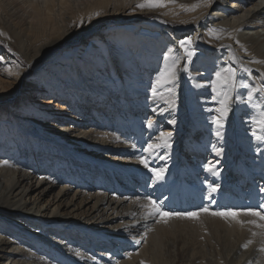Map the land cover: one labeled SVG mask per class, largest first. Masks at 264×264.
<instances>
[{
  "label": "bare ground",
  "instance_id": "bare-ground-1",
  "mask_svg": "<svg viewBox=\"0 0 264 264\" xmlns=\"http://www.w3.org/2000/svg\"><path fill=\"white\" fill-rule=\"evenodd\" d=\"M144 2L0 0V41L29 65L41 61L28 73L0 43V264H264V221L243 214L264 204V94L254 91L264 88V3L136 7ZM141 12L150 19H121ZM106 15L116 16L108 27L61 46ZM174 61L173 83L154 96ZM229 67L231 88L216 76ZM149 143L159 147L143 151ZM180 173L192 179L172 182ZM152 201L166 212L233 210L256 224L204 212L157 223Z\"/></svg>",
  "mask_w": 264,
  "mask_h": 264
},
{
  "label": "snow or ice",
  "instance_id": "snow-or-ice-1",
  "mask_svg": "<svg viewBox=\"0 0 264 264\" xmlns=\"http://www.w3.org/2000/svg\"><path fill=\"white\" fill-rule=\"evenodd\" d=\"M137 8L140 9H144V8H159V7H165V4L162 2V0H145L144 3H139L136 5ZM97 17L100 15L99 12H97L95 14ZM91 19V18H90ZM84 20L81 19L80 24L81 26L84 24ZM0 35H3L2 32H0ZM190 43V42H187ZM186 42L181 41L180 42V47L184 49L186 55H187V59L189 62H191L192 56L194 55V53L192 51H190L186 46H185ZM170 55H171V50H169V54L165 55V60L170 59ZM178 67V61H174L172 63V65L170 67H165L163 70H161L159 78L156 80L155 82V86H153L152 88V92L154 96H158L160 95V93L158 92V89L165 86L166 84H170L173 83L174 79H175V74H176V70ZM185 71H187V67H185L184 69ZM245 72H249V69H244ZM223 73V75H222ZM217 79L219 81H221V83H223L224 85H227L229 88L234 87V81L236 78V71L235 69L229 67V68H224L221 70V72H217L216 73ZM241 87H247V85H241ZM169 92L174 91V89L169 88L167 89ZM214 91H216V87L214 86L213 88ZM254 91L260 92L262 94H264V88H260V89H254ZM221 93L218 92V95H220ZM224 99L221 101V104L224 105L225 107L222 109H217L218 112H220L221 114V118L223 116H225L227 114V102L228 100H230V95L225 92L223 93ZM249 101L252 99L251 97V93H249V97H248ZM170 123H174V121H170ZM213 123L217 125L218 128H222L223 124L221 123V119L219 118H213ZM256 123L264 126V114H262V118L258 121H256ZM149 126L151 127V121H149ZM220 133L217 132V135H219ZM170 133H161V138H164L165 144H167V137H170ZM253 136H256V138L262 139V137L257 136L256 132H253ZM133 147H135V145H133ZM159 147V145L157 144H153V143H149L147 145V147H145L143 149V151L148 152V153H152L155 148ZM217 154H219V150H217ZM140 162L145 166V168H148V160L145 158H141ZM213 166L212 165H208L207 166V170L208 171H212ZM150 171H152L157 179H162V170H157V169H149ZM209 188L211 189L212 192L216 191V187L213 185H209ZM147 207L151 208V212H149V215L152 216H158L159 219L157 220V223H168V221L174 217L177 218H185V219H198L200 216L201 212L204 213H208L209 215L212 216H219L223 219H232V220H237V222L243 224V223H250V224H256L255 220H249V221H239L238 220V216L240 215L239 212L237 211H233V210H226V211H219V212H210L209 209L207 208H202L199 211L196 212H166L163 211V209L155 202L152 201L150 203V205H148ZM244 215L246 216H252V217H258L259 220L264 221V204H261L259 206V208L257 209H253V208H248L246 210H244ZM257 227H264V224H256ZM249 243H251V241H249ZM245 248L248 247L247 244L244 245ZM260 251L264 252V247H262L260 249ZM143 264V262H142Z\"/></svg>",
  "mask_w": 264,
  "mask_h": 264
},
{
  "label": "rangeland",
  "instance_id": "rangeland-1",
  "mask_svg": "<svg viewBox=\"0 0 264 264\" xmlns=\"http://www.w3.org/2000/svg\"><path fill=\"white\" fill-rule=\"evenodd\" d=\"M258 2H260V3H264V0H258ZM235 4V3H234ZM239 4V3H238ZM237 5V4H236ZM229 7H232V1H230V4H228V8ZM233 7H235L234 5H233ZM216 9H218V7L217 6H213L212 8H211V10H210V13L208 14L209 16H211L212 14H213V11L214 10H216ZM124 16H122L121 17V19L123 20V22H125V23H131V22H137V21H143V20H147V19H150V17H151V13L150 12H141V13H136V14H133V15H126L124 18H123ZM115 19H116V16H112V15H106V16H104L103 18H101V19H99L97 22H95L91 27H90V29L89 30H87V31H85V32H83V33H81L79 36H77V38H75V39H73V40H71V41H68L66 44L64 43V44H62L61 46L63 47V46H67V48H70V47H73V46H75L76 44H78L79 42H82L88 35H91V34H93V33H95V32H97V31H99V30H101V29H103V28H105V27H108L110 24H112L114 21H115ZM133 19H138V20H136V21H134ZM263 21V20H262ZM261 20H260V22H262ZM258 29L260 30V33L261 34H263L264 33V27L263 26H260L259 25V27H258ZM0 43L2 44V45H4L7 49H9V50H14V51H16V52H18V54H16V56L22 61V63L24 64V65H26V68H27V71H28V73H33L34 71H36L37 70V68L40 66V62H37V64H34V65H29L28 64V61L23 57V56H21V52L19 51V50H17V48L16 47H14L12 44H10V41L9 40H1L0 41ZM23 55V54H22ZM21 92V89L20 88H17L16 89V92L13 94V98H12V101L13 100H15V99H17L19 96H20V93ZM1 103H3L2 101H1ZM174 176H176V177H174ZM178 177V178H177ZM173 178V179H172ZM171 179H172V182H177L178 181V183L180 182H185V183H187L188 181H189V179H192V178H187L186 176H185V174L184 173H180V174H177V175H174V174H172V177H171ZM179 179V180H178ZM164 183V182H163ZM174 184V183H173ZM172 184V189H179V187H182L181 186V184H175V185H173ZM178 185V186H177ZM174 187V188H173ZM59 188H56V190L55 191H57ZM185 197L187 198V194H185ZM184 197V198H185ZM189 197V196H188ZM48 199H51L52 200V197H51V195H49V196H47L46 198H45V200H44V202H46ZM188 199V198H187ZM201 204V203H200ZM202 205H203V203H202Z\"/></svg>",
  "mask_w": 264,
  "mask_h": 264
}]
</instances>
